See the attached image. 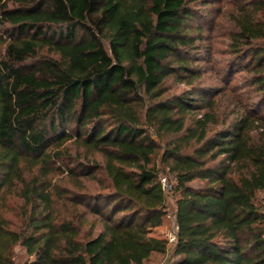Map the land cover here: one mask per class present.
<instances>
[{
  "label": "trees",
  "instance_id": "obj_1",
  "mask_svg": "<svg viewBox=\"0 0 264 264\" xmlns=\"http://www.w3.org/2000/svg\"><path fill=\"white\" fill-rule=\"evenodd\" d=\"M199 1L0 0V264H264V0L223 15V82L244 73L254 103L199 87ZM172 79L190 90L168 95ZM60 163L106 180L69 199L96 216L86 232L59 218ZM163 177L171 247L151 235L169 215Z\"/></svg>",
  "mask_w": 264,
  "mask_h": 264
},
{
  "label": "rangeland",
  "instance_id": "obj_2",
  "mask_svg": "<svg viewBox=\"0 0 264 264\" xmlns=\"http://www.w3.org/2000/svg\"><path fill=\"white\" fill-rule=\"evenodd\" d=\"M230 1L235 2L236 0H201L197 3H193L192 7L198 13V19L194 21L193 26L195 28L202 27L204 41L202 44V52L198 54L197 58L200 59L198 61V69L197 71L202 77L201 83L199 82V87L201 88H216L217 90H223L226 86L229 88H233L237 91V93H241L239 95H243L244 99H248L250 95H252L253 99H251V103H254L256 99L252 93V90L247 86L248 78L244 73H237L232 78H227L228 81L226 85L224 84V80L226 79V70H224V65L226 61H229L232 57L229 50L230 41L228 38L229 30L231 29L230 22L227 16L223 17L224 13L228 14L230 11ZM222 13V14H221ZM221 14V15H220ZM167 94L168 95H176L180 94L182 91L190 90L185 85H179L173 79L168 81L167 84ZM249 100V99H248ZM232 108H229V111ZM73 157L75 156V148H72ZM97 160L101 161V157L97 155L95 157ZM61 169L64 174L61 175L58 173L53 178V183H57L60 187V191L65 195L64 199H59L57 201V211L59 214V218L61 219H71L76 222L80 220H85L87 223L83 226L84 232L88 231L90 228V224L93 220L96 219V216L91 215L87 212L85 207L77 206L76 204H72L69 199H73L72 197H76L79 193H87L89 195L98 194L103 192L105 189L102 185V182H106L104 179L103 173L98 171L94 173L93 177L90 179L81 178L79 180L76 177H71L69 172L67 171V164L63 165L60 163ZM77 174L80 173L79 170H76ZM166 175V174H164ZM171 182L174 181V177L170 175ZM82 181V182H81ZM80 182L82 184H80ZM194 188L202 187L201 182H194L192 184ZM177 199V195L171 193L167 198V206L169 215L165 219V224L163 226L166 227L167 232L165 234H161V237L168 239L169 235L174 230V209L175 202ZM21 202L19 199L9 198L7 201V216L9 218H14V220H18V211L19 205ZM172 245V244H171ZM170 245V247H171ZM15 256L17 261L25 260L26 255L25 252L21 248L15 249ZM170 260V252L167 255H161L152 258L147 264H171Z\"/></svg>",
  "mask_w": 264,
  "mask_h": 264
},
{
  "label": "built area",
  "instance_id": "obj_3",
  "mask_svg": "<svg viewBox=\"0 0 264 264\" xmlns=\"http://www.w3.org/2000/svg\"><path fill=\"white\" fill-rule=\"evenodd\" d=\"M161 186H162L163 191L166 193V195L169 196L172 191L173 184L170 183L167 177H163L161 179ZM178 230H179L178 226L176 225V222L174 221V230L167 239L170 245L171 244L173 245L176 242Z\"/></svg>",
  "mask_w": 264,
  "mask_h": 264
},
{
  "label": "crops",
  "instance_id": "obj_4",
  "mask_svg": "<svg viewBox=\"0 0 264 264\" xmlns=\"http://www.w3.org/2000/svg\"><path fill=\"white\" fill-rule=\"evenodd\" d=\"M166 232H167L166 227H165V226H161V227H159V228L153 230V232H152L151 235H152L154 238H158V239L166 240V238L160 236L161 234H165ZM157 256H160V255L155 254V255L152 256V258L157 257ZM152 258H151V259H152Z\"/></svg>",
  "mask_w": 264,
  "mask_h": 264
}]
</instances>
